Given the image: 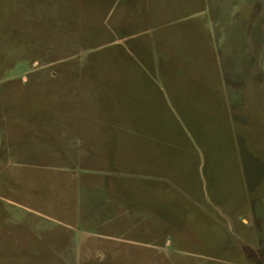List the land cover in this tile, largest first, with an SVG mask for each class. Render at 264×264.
<instances>
[{
	"label": "rangeland",
	"instance_id": "rangeland-1",
	"mask_svg": "<svg viewBox=\"0 0 264 264\" xmlns=\"http://www.w3.org/2000/svg\"><path fill=\"white\" fill-rule=\"evenodd\" d=\"M126 1L93 0L91 44L69 47L37 45L25 34V11L38 0H0V264H264V0L226 5L236 28L223 58L232 61L185 70L163 62L161 71H173L168 87L108 45L101 19H130ZM148 7L156 22L119 31L137 36L123 48L160 54L157 43L175 39L185 58L211 57L208 15L194 19L195 6L165 14ZM177 17L172 28L152 29ZM180 25L184 36L174 37ZM157 64L146 67L156 73ZM111 101L124 112V141L100 144L119 157L55 140L54 127L39 123L106 117ZM102 165L121 176L119 190L106 188L112 179L102 180ZM108 197L113 203L104 204Z\"/></svg>",
	"mask_w": 264,
	"mask_h": 264
},
{
	"label": "crops",
	"instance_id": "crops-1",
	"mask_svg": "<svg viewBox=\"0 0 264 264\" xmlns=\"http://www.w3.org/2000/svg\"><path fill=\"white\" fill-rule=\"evenodd\" d=\"M168 1V4H166ZM150 3H154L155 9L157 12H164L167 11L166 7L168 8L169 12L170 9L173 8L182 13L184 10L190 9V7L195 6L197 8L196 14H194L195 18H201L204 15L209 16L208 21V34L205 36V50L210 52L211 57L208 59H197V58H185L186 50L184 49L182 44H178L177 40L173 39L171 43H165L160 41L157 43L159 48H161L162 53H157L139 49L138 47L123 48L124 43H127V40H134L137 38L135 33L126 34L123 30H127L130 28H135L136 26H132L133 24L143 23V22H156L150 20V15L148 12L150 8L148 7ZM229 3V0H127L126 1V8L131 9L134 12L133 16L130 19H126L124 14L119 16L117 20L112 23V26H109V19L108 15L101 19V25L110 32L111 36L113 37V41L108 43V45H113L117 47H121L122 51L134 56L133 62L144 63L142 64V68L145 70L143 71L150 77L156 75V77H160V80L167 86V82H170L171 75L168 76V71H170V66L166 71H161V66L159 64L165 63H176L177 67L180 66L178 63H183L181 65L182 69H184L185 63H192V62H207V61H216L218 63H225L224 61L230 60L228 58H223L224 56H228L232 52L231 45L228 44L229 33H232L233 29L236 28L234 18L232 16L233 10L229 13V16H225L224 9L226 5ZM95 3L93 0H38L36 6L27 7L28 11L26 16H24V30L25 34L30 37L31 40H36L37 45L41 46H83L89 45L91 42L89 41L91 38V30H93V25L95 16L98 14L97 7L94 5ZM200 5H203V8H200ZM137 7L140 8L139 12L137 13ZM202 7V6H201ZM164 9V10H163ZM202 9V10H201ZM100 12H103V8L100 9ZM165 14V12H164ZM223 14V15H222ZM212 15V16H211ZM207 18V17H205ZM240 18H238V23ZM205 21V20H203ZM181 23V18L177 17L174 20H165L162 23H158V26H152V29L158 28H172V24ZM202 23V21H201ZM205 23V22H203ZM237 24V23H236ZM146 29H151L150 26L144 27ZM206 23L200 24L197 27V30L203 29L205 30ZM186 29L184 26L180 25L178 29L173 30V35L178 33L179 36H184L183 32ZM210 31V32H209ZM211 34L213 37H211ZM228 36V38H227ZM175 41V42H174ZM182 41V40H181ZM164 44H168L164 46ZM224 45L226 47H224ZM189 57L190 54H194L196 52L195 49H189ZM195 51V52H194ZM131 52V53H129ZM142 52V53H140ZM192 52V53H191ZM234 53V51H233ZM73 58L80 60V54H73ZM163 56H168L165 58ZM233 55H230V57ZM232 61V60H230ZM148 63H158L156 65V73H153L151 69H147ZM147 66V67H146ZM221 70L224 72V66H221ZM190 69V68H189ZM149 70V71H148ZM248 72V71H247ZM251 72V71H250ZM253 73V72H252ZM251 73V75H252ZM80 80L84 79V75L78 76ZM145 77V76H144ZM170 77V79L168 78ZM99 86V87H98ZM98 88L102 87L98 85ZM103 90H108L109 88L112 90V86H104ZM168 87V86H167ZM203 88V95L205 94V88ZM196 88V87H195ZM102 90V91H103ZM118 90V89H117ZM243 94V93H242ZM196 95V94H195ZM112 95L106 96L108 99ZM115 96V95H114ZM119 94L117 97L119 98ZM105 97V96H104ZM174 97V94H173ZM106 108H108L109 113L106 112V117L103 113H100L97 118H91L89 114L85 116V118L77 119L76 121L69 120L68 123H64L65 121L59 122L57 120H48L50 122L47 123L45 121L39 120L42 126H53L54 131V138L55 140H68L71 142H87L91 143L90 150L93 151V155L96 152V157H102V152L105 149V154L103 159L107 156L112 157H119L121 153L118 155H111V150H108V146L105 148L106 145H101L100 143L108 142L110 139H114V141H124L125 130H124V112L120 108V102L111 101L106 103ZM104 107V106H103ZM216 108L210 107V112L215 111L219 106L216 105ZM105 108V107H104ZM101 110V109H100ZM104 110V109H103ZM144 110V109H143ZM219 113L221 118H225L228 122L229 119V111L226 110L224 104L222 102L221 106L219 107ZM228 111V112H227ZM110 116V117H109ZM225 116V117H224ZM62 126H64V130H62ZM186 133L188 132L184 126ZM141 129L139 132H141ZM96 143V145H94ZM94 146V148H92ZM108 151V152H107ZM119 160H116L114 163L117 164ZM106 165V164H105ZM102 165V180L109 181L107 179H112L111 183L106 184L107 189H115L119 190L120 180L122 179L121 176L115 171V169L109 170V165L105 167ZM112 167H114L112 165ZM93 168H87V173L94 174ZM103 186V189H106ZM107 198V197H106ZM109 203L104 204H111L113 203L112 198ZM6 204L11 206H17L10 200H6ZM1 234V233H0ZM13 234V233H12ZM103 237L115 241L119 240L118 237H113L111 235H104Z\"/></svg>",
	"mask_w": 264,
	"mask_h": 264
}]
</instances>
